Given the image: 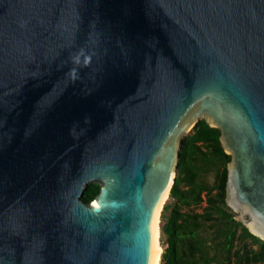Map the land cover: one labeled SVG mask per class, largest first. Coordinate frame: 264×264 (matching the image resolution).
Returning a JSON list of instances; mask_svg holds the SVG:
<instances>
[{
    "label": "water",
    "instance_id": "obj_1",
    "mask_svg": "<svg viewBox=\"0 0 264 264\" xmlns=\"http://www.w3.org/2000/svg\"><path fill=\"white\" fill-rule=\"evenodd\" d=\"M201 119L264 240V0H0V264H153Z\"/></svg>",
    "mask_w": 264,
    "mask_h": 264
},
{
    "label": "trees",
    "instance_id": "obj_2",
    "mask_svg": "<svg viewBox=\"0 0 264 264\" xmlns=\"http://www.w3.org/2000/svg\"><path fill=\"white\" fill-rule=\"evenodd\" d=\"M220 136L219 128L201 119L182 140L170 201L161 214V264H264V240L227 203L232 155ZM100 188L89 184L82 199L93 201Z\"/></svg>",
    "mask_w": 264,
    "mask_h": 264
},
{
    "label": "bare ground",
    "instance_id": "obj_3",
    "mask_svg": "<svg viewBox=\"0 0 264 264\" xmlns=\"http://www.w3.org/2000/svg\"><path fill=\"white\" fill-rule=\"evenodd\" d=\"M168 193L165 195L162 203L158 207V210L156 212V219H155V225H156V248H155V256H154V263L153 264H160L162 253L164 251V247L162 243L160 242V215L163 209V205L167 201Z\"/></svg>",
    "mask_w": 264,
    "mask_h": 264
},
{
    "label": "rangeland",
    "instance_id": "obj_4",
    "mask_svg": "<svg viewBox=\"0 0 264 264\" xmlns=\"http://www.w3.org/2000/svg\"><path fill=\"white\" fill-rule=\"evenodd\" d=\"M210 179H212V177H211ZM90 184H91V183H90ZM169 201H170V197L168 198L167 202H169ZM167 202H166V203H167ZM166 203H165V204H166ZM165 204H164V206H165ZM203 205H205V203H203ZM197 210L200 211V210H202V208H201V207H198ZM162 211H163V210H162ZM236 213H237V212H236ZM161 214H162V212H161ZM237 217H238V213H237ZM161 224H162V222H161V215H160V224H159V225H160V229H161ZM160 242L162 243V241H161V231H160ZM162 245H163V244H162ZM163 247H164V246H163ZM160 264H161V262H160Z\"/></svg>",
    "mask_w": 264,
    "mask_h": 264
}]
</instances>
